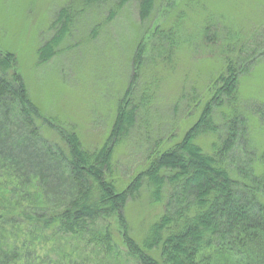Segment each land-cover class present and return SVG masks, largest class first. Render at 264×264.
<instances>
[{
  "label": "rangeland",
  "instance_id": "rangeland-1",
  "mask_svg": "<svg viewBox=\"0 0 264 264\" xmlns=\"http://www.w3.org/2000/svg\"><path fill=\"white\" fill-rule=\"evenodd\" d=\"M62 8L73 14L69 31L56 53L40 61L38 49L55 34L59 24L53 22ZM209 15L214 16L218 36L205 42L199 29ZM175 21L182 31L171 62L137 71L132 98H140L144 88L150 97L128 141L114 149L112 175L117 187L125 186L144 167L147 146L159 140V148H165L180 139L188 122L196 120L213 93L211 83L223 68L225 49L241 65L247 60L237 83L238 107L246 116L248 143L259 155L264 150V0H154L143 20L139 0L120 8L116 1L84 8L83 0H0V50L15 55V68L40 112L59 128L74 129L83 147L92 151L109 136L119 101L134 74L138 44L142 38L149 42L156 27L167 29ZM14 118L12 114L4 120L0 115L10 121L7 126L13 138L18 131ZM215 120L220 121L219 110ZM45 123L40 121L38 126L42 138L63 146L57 127ZM20 137L19 145H30L31 138L23 133ZM215 139L208 136L199 142L207 151ZM24 146H11L23 164L0 155V210H8L5 219L0 217V228L5 231L6 249L16 250L23 264H135L121 240L115 215L98 222L113 228L118 248L109 253L58 230L53 215L67 200L65 189L53 187L51 175L48 183L45 178L41 181V171L35 168L41 160L45 173L51 161L40 147L26 155ZM247 154L233 149V164ZM28 173L37 176L33 183L26 179ZM161 212V203H152L143 185L140 195L125 207L129 233L141 242Z\"/></svg>",
  "mask_w": 264,
  "mask_h": 264
},
{
  "label": "trees",
  "instance_id": "trees-1",
  "mask_svg": "<svg viewBox=\"0 0 264 264\" xmlns=\"http://www.w3.org/2000/svg\"><path fill=\"white\" fill-rule=\"evenodd\" d=\"M83 1L84 8L110 1H116L120 8L130 0ZM153 3L154 0H139L142 20L150 15ZM113 15L111 11L110 16ZM72 16L67 8L57 12L53 24L59 25L55 34L39 47L40 61H47L56 53L69 31ZM213 17L209 15L199 29L205 42L218 36ZM180 18L178 15L176 19ZM176 21L167 29L156 27L149 42L142 38L138 44L132 61L134 74L119 101L109 136L92 151L83 147L74 129H61L40 112L15 68V55L0 50V115L8 120L13 114L18 130L13 138V130L7 126L10 121L0 119V155L6 159L11 156L12 162L23 164L12 147L24 146L19 145L22 133L31 138L23 152L29 155V149L40 147L51 161L45 173L41 160L35 168L41 171V181L45 178L48 183L47 177L51 175L53 187L65 189L63 199L67 200L53 215L58 230L86 240V244L92 243L106 253L115 251L118 245L112 226L98 222L115 215L121 240L135 264H264V150L255 156L248 143L246 116L238 107L237 83L247 60L241 65L228 49L223 54V68L211 83V97L203 103L196 120L188 122L180 139L161 149L159 140L147 146L144 167L122 188L117 187L113 178L114 149L128 141L141 108H145L150 97L149 90L144 88L140 98H132L137 71L171 62L182 31ZM215 110L220 112L219 122L215 120ZM40 121L57 127L63 146L48 144L42 138L38 130ZM208 136L216 139L206 151L199 141ZM235 148L248 154L243 161L233 164ZM33 178H37L34 173L26 179L33 183ZM143 185L150 201L161 203L162 212L138 242L129 233L124 211L128 201L140 195ZM0 211V217L5 219L8 210ZM4 232L1 227L0 264H23L16 250L6 249Z\"/></svg>",
  "mask_w": 264,
  "mask_h": 264
}]
</instances>
